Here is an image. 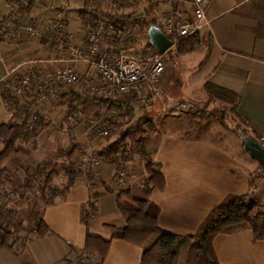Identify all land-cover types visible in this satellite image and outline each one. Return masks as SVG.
<instances>
[{"label":"crops","instance_id":"1","mask_svg":"<svg viewBox=\"0 0 264 264\" xmlns=\"http://www.w3.org/2000/svg\"><path fill=\"white\" fill-rule=\"evenodd\" d=\"M85 2L0 0V22L14 11L25 18L35 19L43 29L52 27L59 11L65 12L69 18L61 43L34 38L18 43L1 38L0 125H19L23 120L21 114L5 102L2 86L7 87L24 77L55 76L57 70L69 65V54L64 45L66 34L75 33L77 42H83L86 33L79 29V22L87 21H83L81 14ZM160 8L167 16L170 7ZM207 17L210 21L206 33L209 39L199 46L203 57L193 66L191 82L202 91L201 101L208 97V83L237 93L240 96L237 112L248 122L245 131L240 124L233 128L226 126L216 113L197 125L203 108H197L191 101L180 100L181 91L174 90V78L170 72L177 65L183 67V58L189 54L179 57L174 65V62H166L167 70L159 84L160 92L153 98V106L146 108L135 101L129 103L130 95L121 99L122 103L133 107L134 113L140 110L142 115L149 117L161 115L157 124L159 132L148 136L144 145L151 153L152 161L161 166L166 186L162 191H154L150 200L160 210L159 227L177 235L195 234L211 211L231 194H249L264 209V172L244 148L250 141H257L264 147V0H212ZM80 72L87 83L96 82L93 67L81 65ZM61 86L53 83L51 95L43 99L34 93L25 97L26 108L39 113L50 126L35 142L20 140L17 143L20 152L5 162L7 170L0 190L22 185L30 169L51 161L55 153L72 145L90 152L103 146L94 140L85 126L82 128L76 124L69 132L63 125L59 115L63 107L53 100V97L60 96L55 90ZM85 89L82 87L83 91ZM181 104L190 105L192 109L174 114L172 111ZM228 106L231 108L227 104L224 108ZM95 109L96 106L91 104L88 112L93 113ZM76 114L79 113L76 111ZM232 117L240 123L234 114ZM3 149L0 142V152ZM64 162L67 161H56L53 168ZM124 165L129 170V189L144 182L145 162L139 158L135 165L132 162ZM99 175L101 181L98 182L96 177L94 183L88 177H79L66 196L57 198L53 204L41 202L39 219L52 234L43 238L31 237L25 249L17 247L19 255L0 249V264H81L88 235L110 241L102 264H141L143 249L114 238L110 228L125 226L117 203L120 190L114 178L113 164L104 163ZM87 218L88 224L84 221ZM214 249L219 264H264V242H255L251 230L217 236ZM183 253H186L185 245L180 250L181 263H184Z\"/></svg>","mask_w":264,"mask_h":264},{"label":"trees","instance_id":"2","mask_svg":"<svg viewBox=\"0 0 264 264\" xmlns=\"http://www.w3.org/2000/svg\"><path fill=\"white\" fill-rule=\"evenodd\" d=\"M85 1L84 9L81 11L83 21L88 16H91L92 19L87 22H90L94 27L98 21H104L114 27L130 26L141 33H148L152 27L163 29L161 22L157 21L153 13L154 7L158 5L153 4L152 0L145 2V4L150 3L149 10L142 15L108 13L95 8L96 6L93 5L94 0ZM114 2L121 10L132 8L131 3L123 0H114ZM166 35L175 43L174 47L167 53L173 62L181 56L195 52L205 39H209V34L203 37L199 35L177 37L166 32ZM147 48L156 51L150 44L149 39ZM206 91L211 101L218 100L231 106V113L237 117L245 131L248 122L237 112L240 96L237 93L209 83L206 85ZM85 94V96L79 98L83 100L87 117L89 115L88 108L91 104L96 106L92 114L99 119L103 118L104 113L112 110L117 111V114H111L102 123V126L111 133V138L102 144L103 146L100 149L95 151L103 159L104 163L125 167L124 164L132 162L135 156H139L141 161L146 163L144 182L134 188L120 192L117 197L118 208L125 219V226L120 228L110 226L114 238L124 240L143 249L141 264H182L180 261V250L184 245L187 253L185 264H219L214 249L215 238L219 235H231L244 230L253 232L255 242H264V209L249 194L228 195L211 211L193 235H177L161 229L158 225L160 210L150 200V197L154 191L164 190L166 181L161 172V166L152 161L151 153L145 149L144 145L148 136L159 132L157 124L146 114L136 117L131 105L122 103L117 99L92 98L88 93ZM3 98L8 106L16 110L17 114L20 113L19 101L10 92H4ZM29 110L30 108L27 107V111ZM202 111L201 120L197 125L202 124L203 120L215 115L214 112H210L205 108ZM128 115L130 118L125 121V117ZM29 121V117H24L19 125H0V142L4 146L3 151L0 152V184L7 170L4 167L5 162L9 157L18 155L20 152L17 143L20 140L35 142L38 136L50 126L39 113H37L35 120ZM86 123L87 119L85 127ZM126 126L128 127L125 129ZM114 131H120V134L118 139L112 142ZM135 136L138 138L136 151H124L126 141H132ZM84 150L85 148H80L78 145H72L67 150L55 153L51 161L43 162L34 167L38 169L36 175L32 173L34 168L30 169L22 185L25 198L31 195L33 184L37 182L36 178L45 173H53L55 162L59 160L70 162V166L66 169L68 181L62 189H55L52 198L46 199L42 197V201L46 205L53 204L57 198L65 197L81 176L88 177L92 183L97 177L99 182V179H101L100 175L98 177L93 172L83 171L81 158ZM4 202V200L0 201V222L3 224L0 227V249L19 255L20 252L17 251V247L25 249L26 243L31 237L43 238L52 234V231L42 220L31 231H26L22 224L13 222L16 211L14 208L8 209ZM84 221L86 224L89 223L88 218ZM24 232H27L28 236L22 237V239L18 237ZM20 242H23L22 245H20ZM109 247L110 241L88 235L85 253L93 257L95 264H102L108 254Z\"/></svg>","mask_w":264,"mask_h":264},{"label":"built area","instance_id":"3","mask_svg":"<svg viewBox=\"0 0 264 264\" xmlns=\"http://www.w3.org/2000/svg\"><path fill=\"white\" fill-rule=\"evenodd\" d=\"M212 0H152L160 7L169 6L170 11L161 21L162 31L177 37H190L199 35L203 37L210 28L207 11ZM97 5L96 1L93 3ZM96 8H99L96 6ZM108 12V11H107ZM87 17V21L91 20ZM79 22V29L85 31L86 36L81 44L76 40L75 33L66 34L65 47L69 54V65L57 70L55 76H43L38 79L24 77L17 79L13 84L2 86V93L10 92L20 105L22 118L29 117L35 120L37 112L27 111L25 97L30 93L47 97L53 91L52 84L59 83L67 89L82 85L92 98L114 100L130 95L132 102H140V107H150L154 104L153 98L160 92L159 84L167 70L164 56L157 50L148 53L142 52L140 42L149 39L148 33L137 32L133 27H114L104 21H98L94 27L90 22ZM69 18L65 12L59 11L55 15V22L49 29H43L35 19L25 18L20 12H12L0 22V40L7 39L11 42L25 43L31 38L39 41L62 42L63 33H66ZM147 46V41H146ZM87 65L96 70V82L87 83L80 72V66ZM84 79V82L82 80ZM61 95V89L55 90ZM187 104L179 105L174 114L191 110ZM116 110L104 113L103 118H96L89 112L86 127L99 144H104L111 138V133L102 126L103 120ZM71 119V118H70ZM83 171L93 172L99 177V170L104 164L97 152L86 149L82 155ZM114 178L118 189L121 191L130 188L128 180L129 170L121 165H114ZM101 179H99V182ZM109 184V183H108ZM107 184V185H108ZM81 264H95L93 257L83 253Z\"/></svg>","mask_w":264,"mask_h":264},{"label":"rangeland","instance_id":"4","mask_svg":"<svg viewBox=\"0 0 264 264\" xmlns=\"http://www.w3.org/2000/svg\"><path fill=\"white\" fill-rule=\"evenodd\" d=\"M96 1L99 9L102 11H108V13H128L132 15H142L149 10V4H145L147 0L142 1V0H123L125 2L131 3L132 8L127 9V10H121L117 7L115 4L114 0H94ZM89 3V2H88ZM154 15L157 19L158 22H161L166 15L163 14L161 11V8L159 6L154 7ZM146 41L147 38H144L143 41L140 42V47L142 49V52L148 51V53L154 52L153 49L147 48L146 46ZM200 47L196 52L193 54H189L186 58H183L182 66L177 65L176 67L171 69V74L173 75V88L176 91H181L180 94V100L184 102H192L194 106L197 108H204V102L206 104V109L210 112L216 113L219 118L222 120V123H224L226 126L233 128L236 127L238 124L242 126L241 123H238L233 117L232 113L230 111V107H225L224 102L214 100L210 101V96L206 97V101H201L200 96L202 94V91L200 88H196L197 85H194L191 82V79H193V66L195 62L199 61L203 55ZM164 60L166 62H170L171 64L173 63V60L171 59L169 54H165ZM179 59V58H178ZM176 63L174 61L173 65ZM184 70V71H183ZM83 82L84 79L82 78ZM191 83V85L189 84ZM83 84L77 85L71 89H67L64 86H61V89L63 90L62 95L59 97H53V100L58 101L56 103H60L62 108L61 113L59 112V115L62 117L63 125L68 129L70 132L73 127L76 124H80L83 128L85 126V121L87 119L86 111L83 106V100L80 98L85 96V93H87L86 90H82ZM60 88V87H59ZM51 95V93H47V96ZM80 97V98H79ZM52 99V97H51ZM135 104H139L140 102H136ZM76 111L79 113L78 115L76 114ZM198 113V112H197ZM136 117H139L142 115V111L136 110ZM228 114V115H227ZM232 114V115H231ZM57 117H60V116ZM160 114H154L150 115L149 118H152L156 124L160 121ZM59 118V119H61ZM71 118V119H70ZM125 121H127L130 116L125 117ZM128 126L125 127V129ZM83 130V129H82ZM86 130L88 128L86 127ZM85 129L83 130V132ZM225 133H228L225 131ZM120 134V131H114L113 133V139L112 142H115L118 139V136ZM228 135H232L231 133H228ZM138 140L137 136L134 137V139L127 140L125 146H124V151L132 150L136 151V141ZM111 143V142H110ZM81 148V147H80ZM137 155V154H136ZM140 157L135 156L133 158V165H135ZM70 166V162H64L61 163L60 165H57L53 173H45L43 175H40L37 177V182L33 184V188L31 195L29 197L25 198L23 195L22 191V185L17 186L15 188L11 189H2L0 190V201L4 200L5 205L7 206L8 209H15L16 215L15 218L13 219V222L15 223H20L24 227L26 231H31L33 227H35L41 219L39 217L41 216V210H42V197L46 199L52 198L55 189H62L66 184H67V175H66V169ZM33 169V168H32ZM38 169L34 168L32 173L37 174ZM32 174V175H33ZM122 192V191H121ZM26 200V201H24ZM38 204V205H36ZM3 224L0 222V227ZM27 232H24L20 234L18 237H26ZM23 242H20V245H22ZM83 254V253H82ZM81 254V255H82ZM187 257V253H183L181 255L182 261L185 263ZM182 263V264H184Z\"/></svg>","mask_w":264,"mask_h":264},{"label":"water","instance_id":"5","mask_svg":"<svg viewBox=\"0 0 264 264\" xmlns=\"http://www.w3.org/2000/svg\"><path fill=\"white\" fill-rule=\"evenodd\" d=\"M150 44L157 50L158 54L165 55L175 45L174 41L162 31L160 27H152L148 31ZM245 151L255 160L264 172V147L257 141H250L244 145Z\"/></svg>","mask_w":264,"mask_h":264}]
</instances>
